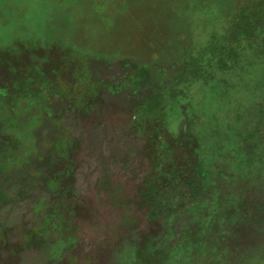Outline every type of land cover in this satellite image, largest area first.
Segmentation results:
<instances>
[{"label": "rangeland", "instance_id": "obj_1", "mask_svg": "<svg viewBox=\"0 0 264 264\" xmlns=\"http://www.w3.org/2000/svg\"><path fill=\"white\" fill-rule=\"evenodd\" d=\"M263 193L264 0H0V264H264Z\"/></svg>", "mask_w": 264, "mask_h": 264}, {"label": "trees", "instance_id": "obj_2", "mask_svg": "<svg viewBox=\"0 0 264 264\" xmlns=\"http://www.w3.org/2000/svg\"><path fill=\"white\" fill-rule=\"evenodd\" d=\"M15 105L18 106V102H16ZM193 135L194 133L192 132L191 136L194 138ZM216 159H217V155H216ZM262 198L263 199L260 200V202H258L257 206L255 205L254 207H252L253 209L252 215H250L251 218L249 219V221H252L250 223L252 224L253 228L257 231V233L259 232L257 238H260L262 236V233H264V193ZM239 203L240 201L237 202L236 209H239Z\"/></svg>", "mask_w": 264, "mask_h": 264}]
</instances>
